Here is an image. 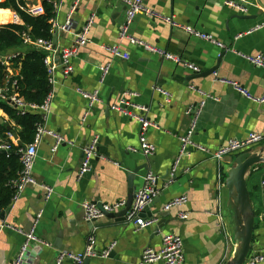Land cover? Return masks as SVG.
<instances>
[{"label":"crops","instance_id":"1","mask_svg":"<svg viewBox=\"0 0 264 264\" xmlns=\"http://www.w3.org/2000/svg\"><path fill=\"white\" fill-rule=\"evenodd\" d=\"M223 1L144 0V3L162 15L212 35L224 49L143 15L135 17L129 25V36L199 67L198 74L217 65L213 73L197 77L182 63L150 55L126 39L119 41L118 33L125 22V8L120 3L82 0L71 17V30L61 32L58 26L65 23L75 0H59L52 22L57 50L71 46L87 19L91 15L95 19L89 33L90 42L80 49L73 61V74L63 77L59 70L55 73L52 105L45 127L60 135L63 143L52 152L54 138L43 136L33 169L37 185L28 186L4 214L5 223L28 231L37 213L43 211L36 226V234L44 243L37 264H53L62 252L82 253L91 233L98 255L91 257L90 264H142L143 251L146 248L158 250L165 234L182 238L184 264H226L230 260L236 242L225 180L236 155L225 156L220 161L213 156L230 139H242L250 132H264V103L243 97L218 79L238 83L252 98H264V68L253 66L240 56L264 53V27L256 30L264 26V0H248L246 14L225 7ZM31 3L40 4L41 1L31 0ZM11 14L9 10L0 11V25L12 23ZM114 45L129 54L130 59L114 58L103 49ZM25 51L22 46L7 54ZM101 64H110L102 83L98 69ZM156 86L171 94L169 104H164L163 97L154 91ZM77 89L98 91L99 102L89 111L85 122L82 117L87 105ZM196 90L211 97L206 100L193 136L194 142L205 151H192L179 164L174 179L166 183L178 155V138L190 125V118L184 113L201 100ZM124 92L137 93L136 98L130 99L146 106L149 119L160 128L147 132L148 141L156 148L152 156L132 152L139 151L140 126L111 110ZM0 120L3 121L0 126H14L2 111ZM93 137L98 139L96 156L90 172L79 179L83 149ZM262 148L264 142L248 151L256 153ZM135 169H139L133 180L136 192L143 186L147 173L159 179L156 197L143 216L156 219V223L137 231L127 221L117 222L107 216L94 223L86 222L81 204L90 201L100 206L126 201L127 175ZM263 178L264 164L253 167L246 174L255 225L245 264L264 256ZM43 186L53 189L48 201H44ZM178 196H186L187 204L163 211L164 206ZM181 212L188 213L186 220L179 218ZM21 242L22 237L17 233L0 232V264L12 263ZM111 245L108 257H101ZM38 248L35 247V251Z\"/></svg>","mask_w":264,"mask_h":264},{"label":"built area","instance_id":"2","mask_svg":"<svg viewBox=\"0 0 264 264\" xmlns=\"http://www.w3.org/2000/svg\"><path fill=\"white\" fill-rule=\"evenodd\" d=\"M82 0H75L73 7L70 10V13L65 21V23L61 26H58L59 31L68 32L71 30V17L78 5ZM125 8V22L120 27L118 33V40H128L129 43L135 47H139L144 50L146 53L156 56L162 60L171 61L173 63H182L183 66L190 70L193 74L200 73L199 67L183 62L178 56L171 55L163 49H160L154 45H150L145 41L132 37L128 35V28L131 22L135 19V17L143 15L154 20L160 21L173 29H178L189 36L195 37L197 39L209 42L219 49H224V45L217 41L212 35L202 33L193 27L184 25L179 23L171 16H165L146 6L144 0H114ZM1 2V0H0ZM59 0H54L53 6L56 11L58 8ZM223 5L227 8L236 10L240 14H246L249 7L248 0H224ZM23 11L32 15L38 16L43 14V8L40 4H32L31 0H28L27 5L24 7ZM13 22L15 24H21L20 20L16 16L14 12H12ZM95 16L91 15L84 26L80 29V31L76 34L74 42L71 46L64 47L62 49H54L52 45V41H46L43 39H31L29 36H23V44L34 47L38 50H41L45 53L44 64L47 69L48 74V82L52 87L55 84V73L59 70L63 77H69L74 72L73 61L76 59L80 49L86 46L89 40V33L94 24ZM20 23H17V22ZM53 22V21H52ZM264 26H259L256 28L260 29ZM239 37V36H238ZM237 37V38H238ZM108 54H110L114 58L129 60L130 56L127 53L122 52L119 49L118 45L114 46H106L103 48ZM244 60H246L249 64L264 68V53L257 56L250 55H240ZM14 56L8 54H0V65L6 68V71L11 73L10 71V63ZM98 69L100 70V83L103 82L104 78L109 72L110 64L99 65ZM218 81L222 84L230 86L235 89L238 93H240L243 97L249 98L257 103H264L263 99H255L252 98L248 93L236 82L218 79ZM190 89H194L190 87ZM154 91L159 93L163 99L164 104H169L171 102V94L162 89L161 87L156 86ZM197 93L201 96V100L198 102L196 106L189 107L185 111V115L190 118V125L187 131L180 135L178 138L179 141V151L178 155L171 167L168 178L164 181L166 183H170L178 170V166L181 161L190 155L192 151H201L204 152L205 148L201 145H198L194 142L193 136L195 130L197 128L198 121L202 115L204 105L206 100L211 98L207 93L196 90ZM76 92L81 96V98L86 102V110L82 117V122H85L86 118L89 115V111L95 107V105L99 102L98 91H85L81 89H77ZM138 96L137 93L134 92H124L120 98V100L111 107V110L123 115L124 117L129 118L130 120H134L138 122L140 126V136H139V151L132 150L133 153H141L145 157L152 156L156 148L155 146L148 141L147 132L150 129L159 130V126L151 121L148 117L149 110L144 105H139L132 98H136ZM131 98V99H130ZM217 101V99H215ZM0 101L6 102L13 109L17 111L18 114H38L43 120V124L36 128L35 136L33 142L23 148L18 149L16 154L19 157L20 162V172L19 177L15 181L14 186L16 187V197L24 192V190L30 185H37V182L33 176L34 164L37 156V148L43 138L44 135H50L54 138V145L51 148L52 152H55L56 149L63 143V138L53 132L47 131L45 127V120L47 115L50 112L52 105V92L50 91L46 99L42 104H27L21 98L17 97L15 93L9 92L6 88H0ZM7 140L9 142L2 143L0 145V150L3 152H8L10 150V144L15 146L18 145V138L14 139V134L12 132H7L6 134ZM264 142V132H250L242 139H230L228 140L217 152L214 153V158L218 161L222 160L225 156L228 155H236L238 153H242L248 151L250 148L257 146ZM98 146V139L93 137L91 141L86 145L83 149V156L80 163V168L78 171V178H82L87 173L90 172L91 162L96 156ZM158 177H156L152 173H147V175L143 179V186L135 192L132 205L129 211L126 214V221L136 228L137 231H141L145 228L153 226L156 223V219H146L141 216L144 209L152 204L153 199L156 197L158 191ZM261 187L264 189V178L261 181ZM44 191V201H48L52 194L53 189L49 186L42 187ZM14 199V200H15ZM188 202L186 196H178L171 199L165 206L163 211L169 212L171 209L184 207ZM126 206V201L122 200L115 204H103L96 205L90 201H84L81 204V208L83 211L84 220L88 223H94L98 221L106 215L111 213H116L123 210ZM43 211H39L36 215V219L31 229L28 231L21 230L13 225H9L4 222V220H0V232L4 230L11 231L13 233H17L22 237V242L19 246V249L12 260L11 264H37L38 256L40 253V249L44 246V243L40 241L36 234V226L42 218ZM181 220H186L188 218V213L181 212L178 214ZM264 220V216L262 218ZM35 247H39L38 250L35 251ZM113 245H111L110 249L104 250L101 253V257H108L110 251L112 250ZM36 252V253H35ZM98 254L95 249V238L94 234L87 238L85 249L82 253H69L62 252L58 255L55 262L53 264H82L85 258L96 257ZM142 264H184V254H183V241L182 238L176 234H165L161 239V246L158 250L153 248H146L142 253ZM264 263V256H259L252 259L249 264H259Z\"/></svg>","mask_w":264,"mask_h":264},{"label":"trees","instance_id":"3","mask_svg":"<svg viewBox=\"0 0 264 264\" xmlns=\"http://www.w3.org/2000/svg\"><path fill=\"white\" fill-rule=\"evenodd\" d=\"M43 14L32 16L24 7L28 0H3L0 2V11H11L16 14L21 24L9 23L0 25V54L24 46L26 51L22 54H13L10 63V71L0 65V88H6L9 92L21 98L27 104L40 105L51 91L48 82L47 69L44 64L45 53L34 47L23 44V36L31 39H43L52 41V21L55 17L54 0H40ZM2 111L14 128L9 124L0 126V145L7 140V127L15 134L21 145L10 144V150H0V213L5 212L16 197L15 181L19 177L21 169L18 149L33 142L36 128L43 124L38 114L20 115L15 109L4 101H0ZM240 153L236 154L239 155Z\"/></svg>","mask_w":264,"mask_h":264},{"label":"water","instance_id":"4","mask_svg":"<svg viewBox=\"0 0 264 264\" xmlns=\"http://www.w3.org/2000/svg\"><path fill=\"white\" fill-rule=\"evenodd\" d=\"M52 45L54 49H57L55 29L53 30ZM221 56L219 57V60ZM216 68L217 65L206 73L195 75L197 77L206 76V74L208 75L213 73ZM0 123L3 124V121L0 120ZM6 129L8 132L10 131L9 127H7ZM14 139H17V136L15 134ZM18 145H21L19 141ZM259 164H264V148L256 153H252L251 151L242 152L234 159L233 166L230 168L225 180L227 202L232 212L233 236L234 241L236 242L235 251L226 264H245L247 259L249 258L255 225V214L252 209L250 193L247 188L246 174L250 169L258 166ZM138 171L139 169H135L132 172L128 173V195L126 206L119 212L106 215L110 219H113L117 222L126 221V214L132 205V201L136 192L133 180ZM148 207L144 209L143 213H141V216H145L146 212L148 211ZM4 214L5 212L0 213V220H4ZM161 227V225H158L157 228L161 229ZM90 263L91 258L88 257L84 259L82 264Z\"/></svg>","mask_w":264,"mask_h":264},{"label":"bare ground","instance_id":"5","mask_svg":"<svg viewBox=\"0 0 264 264\" xmlns=\"http://www.w3.org/2000/svg\"><path fill=\"white\" fill-rule=\"evenodd\" d=\"M11 18H12V14H11Z\"/></svg>","mask_w":264,"mask_h":264}]
</instances>
